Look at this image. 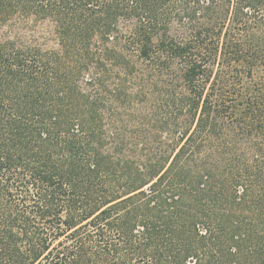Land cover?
I'll return each mask as SVG.
<instances>
[{
	"label": "trees",
	"instance_id": "obj_1",
	"mask_svg": "<svg viewBox=\"0 0 264 264\" xmlns=\"http://www.w3.org/2000/svg\"><path fill=\"white\" fill-rule=\"evenodd\" d=\"M0 264H264V0H0Z\"/></svg>",
	"mask_w": 264,
	"mask_h": 264
},
{
	"label": "rangeland",
	"instance_id": "obj_2",
	"mask_svg": "<svg viewBox=\"0 0 264 264\" xmlns=\"http://www.w3.org/2000/svg\"><path fill=\"white\" fill-rule=\"evenodd\" d=\"M115 75V74H114ZM86 89H92V92L96 94L98 90L92 86H86ZM104 109H114L116 108L113 115L106 114L104 115V125L106 126V129L109 130L110 133H108L107 137L110 143V137L113 135H123L125 134L126 137H128V140L130 142H133V139H135V143H133V146H124L123 147V159H126V161H129L131 163H136L138 165L146 163V160L154 157L157 155L158 150V144H153L154 142L149 143L146 147L143 143L147 144V136L146 132L143 130V126L141 124L142 118H145V114L141 116L142 111H146V106H141L140 104H133V105H127V107L123 108L122 106H118L116 104H112L109 102V100H106L104 102ZM135 120L136 123L133 121ZM130 122L134 124L128 126L127 129H125V125H127ZM135 126V128H134ZM124 129V130H123ZM139 132V136H135L136 132ZM170 136H167L165 133L159 135V140L162 142L168 141ZM135 164V165H136ZM113 180L116 179V177H109ZM121 178V177H120ZM110 179V180H111ZM112 180V181H113Z\"/></svg>",
	"mask_w": 264,
	"mask_h": 264
}]
</instances>
